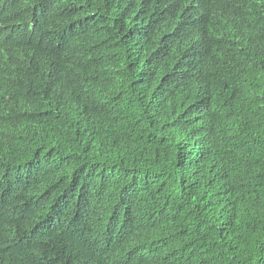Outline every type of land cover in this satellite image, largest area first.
Instances as JSON below:
<instances>
[{
	"label": "trees",
	"instance_id": "16d2710c",
	"mask_svg": "<svg viewBox=\"0 0 264 264\" xmlns=\"http://www.w3.org/2000/svg\"><path fill=\"white\" fill-rule=\"evenodd\" d=\"M0 264H264V0H0Z\"/></svg>",
	"mask_w": 264,
	"mask_h": 264
},
{
	"label": "bare ground",
	"instance_id": "6f19581e",
	"mask_svg": "<svg viewBox=\"0 0 264 264\" xmlns=\"http://www.w3.org/2000/svg\"><path fill=\"white\" fill-rule=\"evenodd\" d=\"M37 61V60H36Z\"/></svg>",
	"mask_w": 264,
	"mask_h": 264
}]
</instances>
